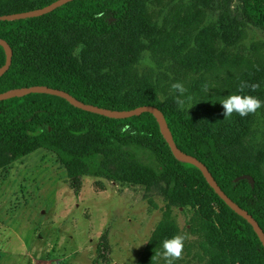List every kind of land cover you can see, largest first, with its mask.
<instances>
[{
  "label": "trees",
  "instance_id": "obj_1",
  "mask_svg": "<svg viewBox=\"0 0 264 264\" xmlns=\"http://www.w3.org/2000/svg\"><path fill=\"white\" fill-rule=\"evenodd\" d=\"M56 1L0 0V16ZM235 1L75 0L41 17L0 21V39L13 52L10 69L0 77V94L46 86L109 110L159 108L177 147L204 163L264 231V142L255 130L264 107L244 118L235 113L224 118L220 103L231 94L264 101L263 57L228 55L248 28L264 34V0H237L236 12ZM152 7L162 20L154 19ZM211 10L217 12L215 20ZM147 58L166 71L173 65L176 73L192 75L185 93L192 108L177 106L166 73L140 70ZM5 63L0 46V68ZM241 82L259 89L240 93ZM38 150L57 157L76 194L85 177L159 189L166 209L137 264H158L162 241L181 235L173 208L193 214L188 230L201 239L200 261L264 264V247L253 227L197 167L174 157L152 114L113 119L49 94L0 101V171ZM243 175L252 176L255 185L235 181Z\"/></svg>",
  "mask_w": 264,
  "mask_h": 264
},
{
  "label": "rangeland",
  "instance_id": "obj_2",
  "mask_svg": "<svg viewBox=\"0 0 264 264\" xmlns=\"http://www.w3.org/2000/svg\"><path fill=\"white\" fill-rule=\"evenodd\" d=\"M239 5L236 0L232 9L236 12ZM151 12L162 20L157 8ZM216 13L210 11L211 20ZM246 32L228 55L264 59L263 32ZM171 67L166 71L149 58L139 66L144 72L166 73L167 90L176 95L171 85L180 82L187 88L192 75ZM255 130L257 140L264 142V112ZM165 209L157 188L122 187L104 179L83 178L76 194L57 157L38 150L0 171V264H137ZM192 215L173 208L180 234L188 237L182 259L174 264H206L200 261V237L188 230ZM158 264H165L162 256Z\"/></svg>",
  "mask_w": 264,
  "mask_h": 264
},
{
  "label": "water",
  "instance_id": "obj_3",
  "mask_svg": "<svg viewBox=\"0 0 264 264\" xmlns=\"http://www.w3.org/2000/svg\"><path fill=\"white\" fill-rule=\"evenodd\" d=\"M72 1H75V0H58L54 2L53 4L47 7L41 8V9L0 16V21H17V20H23V19H28V18L41 17L43 15L53 12L54 10ZM0 46L4 48V51L6 53V63L4 64L3 67L0 68V77H2L11 67L13 52L9 44L3 39H0ZM30 94H49V95L57 96V97L67 100L71 105L79 109H82L90 113L98 114L101 116H105L108 118H113V119H125V118L134 117V116H140L143 113L152 114L156 118L159 124L160 130H161V133L164 139L166 140V142L168 143L174 157L178 161L189 163L197 167L202 172L203 176L205 177V179L207 180L211 188H213L214 191L218 194V196L235 213H237L239 216L244 218L253 227L255 233L259 237L264 247V231L260 227L258 222L254 219V217L251 214H249L247 210L240 207L230 197H228V195L218 185V183L212 176L211 172L209 171L208 167L204 163H202L196 157L182 152L177 147L174 141L172 132L166 121L165 115L159 108L154 107V106H143V107L136 108L134 110H123V111L109 110V109L100 108V107H97L91 104H85L77 100L76 98H74L73 96H71L69 93L65 91L49 88L46 86H33V87H28V88L13 89V90L0 94V101L12 99V98H21V97H24ZM241 180H248L251 186L255 185L254 179L250 175L240 176L235 181L238 182Z\"/></svg>",
  "mask_w": 264,
  "mask_h": 264
},
{
  "label": "clouds",
  "instance_id": "obj_4",
  "mask_svg": "<svg viewBox=\"0 0 264 264\" xmlns=\"http://www.w3.org/2000/svg\"><path fill=\"white\" fill-rule=\"evenodd\" d=\"M102 16L103 13H99ZM83 47L82 45L80 46ZM245 88H250L255 92L259 89V84H247L241 82L238 92L242 93ZM171 89L176 93V104L179 108L183 109L185 104H188V110L193 106L190 104V97H185L187 89L180 83H173ZM206 92L209 90L207 86L204 89ZM224 118L231 117L233 113L239 115L241 118L247 117L250 114H256L259 109L264 107V101L252 95L231 94L226 96L221 102ZM188 239L187 235H174L171 238H166L162 241V251L157 255L162 256L165 264H174L175 261L182 259L185 240Z\"/></svg>",
  "mask_w": 264,
  "mask_h": 264
},
{
  "label": "built area",
  "instance_id": "obj_5",
  "mask_svg": "<svg viewBox=\"0 0 264 264\" xmlns=\"http://www.w3.org/2000/svg\"><path fill=\"white\" fill-rule=\"evenodd\" d=\"M56 264H59V262H56Z\"/></svg>",
  "mask_w": 264,
  "mask_h": 264
}]
</instances>
